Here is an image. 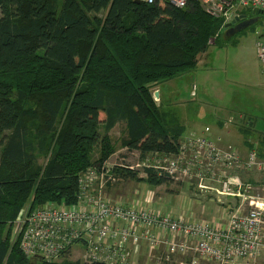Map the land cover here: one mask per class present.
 I'll list each match as a JSON object with an SVG mask.
<instances>
[{
	"label": "trees",
	"instance_id": "trees-1",
	"mask_svg": "<svg viewBox=\"0 0 264 264\" xmlns=\"http://www.w3.org/2000/svg\"><path fill=\"white\" fill-rule=\"evenodd\" d=\"M222 26L199 3L0 0V264H84L69 252L62 262H30L12 241L13 223L27 205L75 204L79 176L115 154L109 133L120 123L126 151L176 154L185 127L167 118L152 88L193 72ZM51 136L56 151L42 168L36 150ZM249 138L264 160V137L256 147ZM144 172L114 168L119 183L172 182Z\"/></svg>",
	"mask_w": 264,
	"mask_h": 264
},
{
	"label": "built area",
	"instance_id": "built-area-1",
	"mask_svg": "<svg viewBox=\"0 0 264 264\" xmlns=\"http://www.w3.org/2000/svg\"><path fill=\"white\" fill-rule=\"evenodd\" d=\"M134 1L166 2L178 9L199 3L207 14L223 20L222 29L244 14L243 8L264 13V0ZM257 52L264 63V44H257ZM142 162L137 168L142 167L144 177V170L151 168L158 177L203 190L206 197L216 195L224 208L223 221L213 225L175 218L146 209L139 199L130 204L113 199L108 189L119 183L114 168L121 165L106 163L101 171L91 167L79 176L75 204L47 203L36 209L27 205L13 223L12 241L19 242L27 258L47 262L58 261L80 245L84 264H130L132 247L141 246L149 249L153 262L148 264H170L175 256L189 257L179 264H259L264 253V197L247 178L264 173V160L255 148L244 157L236 147L221 145L220 139L191 134L180 141L176 154H152ZM161 246L165 250L156 255Z\"/></svg>",
	"mask_w": 264,
	"mask_h": 264
},
{
	"label": "rangeland",
	"instance_id": "rangeland-1",
	"mask_svg": "<svg viewBox=\"0 0 264 264\" xmlns=\"http://www.w3.org/2000/svg\"><path fill=\"white\" fill-rule=\"evenodd\" d=\"M241 12L250 14L251 11L243 8ZM225 32L226 30L223 28L218 43L211 44L208 50L199 56L198 66L193 72L160 83L159 86L152 88L154 96L156 92L159 93V97L155 98V101L160 104L159 100H162L161 109L168 114L167 118L176 119L180 125L185 127L184 137L195 132L197 136L209 135L213 140H216V135L226 137L229 129L235 131L233 128L235 124L241 123L240 127H246L247 120L256 122L257 129L264 130V63L259 59L257 52V44H264V18L232 38H226ZM220 121L225 125L221 127ZM226 122L230 125L226 126ZM117 126L109 133L116 151L108 163L121 165V167L123 165L136 167L135 170L141 175L143 169L141 166L138 168L137 166L142 165L143 159L138 152L126 151L121 146L125 125L120 123ZM206 129H209L208 133L205 132ZM100 132L103 133L102 127ZM256 137L250 138V143L257 145ZM229 142L234 145L238 144L235 139H230ZM1 148L0 144V157ZM99 149L97 147L92 152L91 160L94 163L99 157ZM252 150L250 149L245 154L246 157ZM55 151L54 136L48 137L44 152L38 151L37 148L38 163L42 168ZM252 176L260 181L262 187L258 193L263 198L264 173L255 172ZM117 185V189L121 190L123 200L128 201L133 196H131L132 188L138 184L131 181L120 182ZM171 192L177 196L198 199L202 208L206 205L203 214L201 211H197L201 208L196 209L195 215L198 220L211 224H214L213 222L216 220L218 223L223 221L224 208L218 204L217 198L214 197L216 195L208 194L206 197L204 195L207 194L201 193L203 190H193L186 183L171 182L161 190L162 195H168ZM221 200L223 201V198ZM186 218L190 219L188 216ZM13 228L14 225H12V232ZM82 252L83 248L80 245L73 247V250L69 252V260L82 262ZM62 260L60 258L58 261L62 262ZM181 260H189V257L175 256L170 264H177ZM36 261L33 259L30 262L36 263ZM259 264H264V253Z\"/></svg>",
	"mask_w": 264,
	"mask_h": 264
},
{
	"label": "crops",
	"instance_id": "crops-1",
	"mask_svg": "<svg viewBox=\"0 0 264 264\" xmlns=\"http://www.w3.org/2000/svg\"><path fill=\"white\" fill-rule=\"evenodd\" d=\"M246 122H247L246 123L247 124V126H246L247 131L245 129H243L242 126L240 127L241 123L235 124V127H233V128H235V131H231L229 129L227 131L228 136L226 135V137L216 135V140L220 139L222 145L223 144L224 145H234L231 142H229V140L235 139V141H237L238 144H235L234 146L239 150L240 154L242 156H244L250 150L249 144H247L245 142V135L246 134L250 135V138H252L253 136H257L256 137L257 141L258 140L261 141L262 138L264 137V130L257 129L256 122L253 123V121H251V120H247ZM223 124L221 121L219 122V125L221 127L224 126ZM192 134H195V132H193ZM250 138H249V140H250ZM140 177L145 178L142 174L140 175ZM247 178H248V181H250L251 183H253L256 186L257 190H259L260 187H262V185H260L261 184L260 181L258 179H254V176L249 175ZM128 182H130V181H128ZM137 184H138L137 186L132 188L133 189V192L131 194V196L133 195L132 198L130 200L126 201L129 204L133 203L136 199H139L142 203L145 204V208L148 210H152L154 212H161L164 215H168V216L175 217V218H183V219H188V218H186L187 216L189 218L198 219L195 215V211L197 208L202 209V210L201 209L197 210V211H201L202 214L205 211L206 205L202 208V206L200 205L201 202L198 199L197 200L191 199L188 196L187 197L177 196V195H174V193H172V192L168 193V195H166V194L162 195L161 190L165 187V185L149 186L148 184H146L144 182H139ZM117 186L118 185L110 187L108 189V194L113 199L124 201L122 198L121 190H118ZM149 203H150V205H149ZM213 221H211V222H213ZM213 223H214L213 225H216L218 223V221L216 220ZM159 250H161V252L158 251L156 255L161 254L162 251L165 250V248L163 246H161V249H159ZM150 261L153 262L152 257L149 256L148 247L141 246L139 250L132 247L130 264H148ZM179 263L180 262H177V264H179Z\"/></svg>",
	"mask_w": 264,
	"mask_h": 264
},
{
	"label": "water",
	"instance_id": "water-1",
	"mask_svg": "<svg viewBox=\"0 0 264 264\" xmlns=\"http://www.w3.org/2000/svg\"><path fill=\"white\" fill-rule=\"evenodd\" d=\"M135 3L140 4L139 1H135ZM251 13H252V16H255L256 11L252 10ZM256 15L257 16L250 17V18H247L246 15L236 16L230 23H228L225 26V29H227V31L225 32L226 38H232L236 34L245 31L251 26H254L258 22H260V18L258 15H264V13L262 11H259ZM158 97H159V93L156 92L155 98H158ZM35 260H42V257H36Z\"/></svg>",
	"mask_w": 264,
	"mask_h": 264
},
{
	"label": "flooded vegetation",
	"instance_id": "flooded-vegetation-1",
	"mask_svg": "<svg viewBox=\"0 0 264 264\" xmlns=\"http://www.w3.org/2000/svg\"><path fill=\"white\" fill-rule=\"evenodd\" d=\"M259 11L258 10H256V14L258 13ZM255 14V16H257ZM242 15H246L247 16V18H250V17H255V16H252V13L250 12V14H242ZM259 16V18H260V21L264 18V15H258ZM225 29V28H224ZM223 30V29H222ZM226 31H227V29H225Z\"/></svg>",
	"mask_w": 264,
	"mask_h": 264
}]
</instances>
